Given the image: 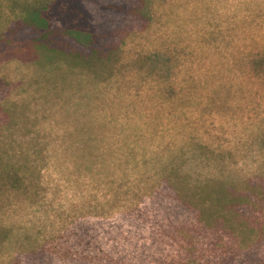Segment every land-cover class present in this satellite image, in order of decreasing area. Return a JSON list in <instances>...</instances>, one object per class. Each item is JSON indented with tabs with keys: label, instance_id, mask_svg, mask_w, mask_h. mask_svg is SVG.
<instances>
[{
	"label": "rangeland",
	"instance_id": "1",
	"mask_svg": "<svg viewBox=\"0 0 264 264\" xmlns=\"http://www.w3.org/2000/svg\"><path fill=\"white\" fill-rule=\"evenodd\" d=\"M55 5L0 0V264H264V0H134L87 64Z\"/></svg>",
	"mask_w": 264,
	"mask_h": 264
},
{
	"label": "trees",
	"instance_id": "2",
	"mask_svg": "<svg viewBox=\"0 0 264 264\" xmlns=\"http://www.w3.org/2000/svg\"><path fill=\"white\" fill-rule=\"evenodd\" d=\"M57 5L54 9L34 11L23 19V24L37 33L33 39L32 45L46 50L48 53H57L62 58L72 63L77 61L88 63L91 58L101 55L96 44L98 37L101 36L107 40L113 36L122 34L127 10L131 7L134 0H56ZM144 2V3H142ZM146 0H140V6L135 17L139 21L147 20L150 23L149 16L144 12ZM101 12V13H100ZM120 12V14L118 13ZM124 12V15L121 13ZM133 12V13H134ZM116 14L119 16L117 17ZM126 14V15H125ZM133 15V14H132ZM88 24L90 31L85 30L83 26ZM101 32L98 34V32ZM131 34L126 32L122 35L123 40ZM66 40L76 46V51H64L52 47L50 40ZM88 50V53H80V49ZM119 51L120 48L115 47ZM113 51H109L106 56H111ZM254 65L264 66V55L258 57Z\"/></svg>",
	"mask_w": 264,
	"mask_h": 264
}]
</instances>
